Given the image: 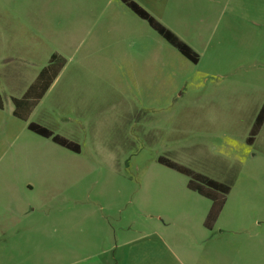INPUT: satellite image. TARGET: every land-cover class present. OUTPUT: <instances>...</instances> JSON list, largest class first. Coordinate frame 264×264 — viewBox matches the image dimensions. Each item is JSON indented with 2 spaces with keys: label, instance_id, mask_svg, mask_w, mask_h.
<instances>
[{
  "label": "rangeland",
  "instance_id": "rangeland-1",
  "mask_svg": "<svg viewBox=\"0 0 264 264\" xmlns=\"http://www.w3.org/2000/svg\"><path fill=\"white\" fill-rule=\"evenodd\" d=\"M132 1L198 62L120 0H0V264H123L153 243L154 264L263 262L264 128L246 140L264 0ZM47 66L54 86L17 119L8 93ZM159 158L230 187L209 227L211 201Z\"/></svg>",
  "mask_w": 264,
  "mask_h": 264
},
{
  "label": "trees",
  "instance_id": "trees-1",
  "mask_svg": "<svg viewBox=\"0 0 264 264\" xmlns=\"http://www.w3.org/2000/svg\"><path fill=\"white\" fill-rule=\"evenodd\" d=\"M132 13L138 18L144 20L148 26L154 30L162 39H164L169 45L174 47L177 52L188 61L196 64L198 62V56L183 42H181L172 32L161 26L154 18H152L143 8L136 4L132 0H120ZM57 59L56 55L52 56L51 61ZM58 71V70H57ZM56 71V73H57ZM55 74H51L50 68H43L39 73L36 80L23 96L19 99L12 98L11 101L14 105L13 116L22 121H27L28 117L33 109V106L42 98L48 87L51 85ZM3 108V103L0 95V110ZM264 124V102L257 113L256 119L249 132V137L246 140L248 145H252L256 136L260 132L262 125ZM27 129L45 139H50L54 144L69 150L74 153L79 152V146L76 143L68 141L67 139L54 135L50 130L35 123H28ZM158 162L166 167L173 169L183 175L189 177L187 182V188L196 192L198 195L205 197L211 201V208L207 215L205 226L209 227L214 223L218 214L220 213L224 202L225 196L229 193L230 187L228 185L216 182L200 174H195L189 169L173 163L167 159L159 158Z\"/></svg>",
  "mask_w": 264,
  "mask_h": 264
},
{
  "label": "crops",
  "instance_id": "crops-1",
  "mask_svg": "<svg viewBox=\"0 0 264 264\" xmlns=\"http://www.w3.org/2000/svg\"><path fill=\"white\" fill-rule=\"evenodd\" d=\"M57 57V56H56ZM46 68H50L49 66H47ZM50 72H51V74H55L56 72L55 71H53V70H51L50 69ZM57 74L58 73H56V75H55V77H54V79H53V81H52V83H51V85L48 87V89H47V91L44 93V95L42 96V99H43V97L47 94V92L54 86V84H55V82H56V80H57ZM56 78V79H55ZM32 81V82H31ZM33 84V80H30V82L29 83H27V87H29V86H31ZM0 85H1V88H4V90H6V92H8V87L4 84H2V83H0ZM26 87V88H27ZM26 88L24 89V91L23 92H21V93H19L18 94V97L20 98V97H22L23 96V94H24V92H25V90H26ZM13 91L12 92H16L17 90H18V88H14V89H12ZM11 98H16V96H14V95H12V93H8V99L11 101ZM18 99V98H17ZM41 99V100H42ZM40 100V101H41ZM13 110L14 109H12V114H13ZM264 128V124L262 125V127H261V129H260V132L258 133V135L257 136H259L260 135V133H261V130ZM27 187H29V185H27ZM154 246H156V248H159L160 247V244L159 243H153V244H149L148 246H147V251L144 253L143 252V250H142V248L141 249H139V252H140V255H141V257H140V259L137 261V262H135V260H131V259H127V261H125L123 264H154L155 263V261L156 260H154L153 258L152 259H147L149 256H150V254L152 255V256H155L156 255V257H159L160 256V252L158 251V250H155V247ZM167 250V249H166ZM170 257H171V254H170ZM175 259V258H174ZM147 260H149V261H147ZM147 261V262H146ZM257 264H264V259H263V262H256ZM214 264H222V261H219L218 259H216L215 261H214Z\"/></svg>",
  "mask_w": 264,
  "mask_h": 264
}]
</instances>
